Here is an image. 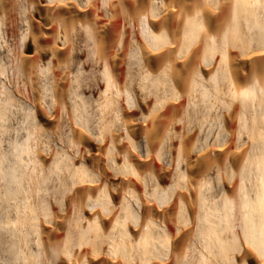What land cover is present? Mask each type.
<instances>
[{
    "label": "bare ground",
    "instance_id": "obj_1",
    "mask_svg": "<svg viewBox=\"0 0 264 264\" xmlns=\"http://www.w3.org/2000/svg\"><path fill=\"white\" fill-rule=\"evenodd\" d=\"M0 264H264V0H0Z\"/></svg>",
    "mask_w": 264,
    "mask_h": 264
}]
</instances>
